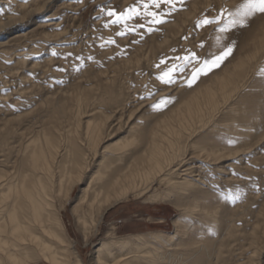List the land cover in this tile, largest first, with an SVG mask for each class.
<instances>
[{
  "label": "rangeland",
  "instance_id": "1",
  "mask_svg": "<svg viewBox=\"0 0 264 264\" xmlns=\"http://www.w3.org/2000/svg\"><path fill=\"white\" fill-rule=\"evenodd\" d=\"M242 2L186 0L185 8L175 12L161 31L149 33L147 26L128 31L146 23L143 17L127 21L125 28L108 24L112 18L102 11L115 8L119 12L137 0H0L4 9L0 15V172L24 171L25 148L37 135L43 146L46 134L62 146L60 159L68 158L72 143L71 150L84 153L88 167L81 182L69 198L57 197L69 246L83 264L96 263L97 243L111 235L150 238L154 233H175L174 219L182 212L176 201L161 204L131 197L113 207L100 226L91 225L86 243V231L75 213L77 201L98 170L105 146L135 133L133 129L147 130L150 139L187 101L209 86L218 88L223 75L243 79L240 93L212 123L197 127V133L187 135L183 142L187 177L200 184L196 191L187 190V202L194 195L203 196V208L218 210L219 229H211L210 218H201L200 212L189 216L187 235L170 252L183 253L187 241V258L197 254L192 255L197 245L208 247L197 257L201 264H264V76L259 75L264 68V47L253 60L264 37V15L228 33L237 42L233 55L191 87L180 79L172 85L158 79L173 63H182L175 57L189 50L202 58L217 53L214 26L199 28L195 23L202 15L214 16L221 6L233 9ZM120 31L127 34L117 35ZM110 39L115 43H109ZM191 71L192 66H186L185 79ZM164 97L172 98L166 107H151ZM108 115L109 134L95 150L89 147L84 130L88 122L103 121ZM202 148L227 149L233 154H224L219 163L212 164L205 154L195 151ZM110 151L105 158L119 157ZM165 189L155 184L150 192L158 196ZM108 253L104 252L107 261L111 259Z\"/></svg>",
  "mask_w": 264,
  "mask_h": 264
},
{
  "label": "bare ground",
  "instance_id": "2",
  "mask_svg": "<svg viewBox=\"0 0 264 264\" xmlns=\"http://www.w3.org/2000/svg\"><path fill=\"white\" fill-rule=\"evenodd\" d=\"M259 45L253 60L262 53L264 37ZM218 82V88L209 86L204 93L187 101L168 123L152 132L150 139L147 130L136 132L133 129L135 133L104 147L98 170L91 176L75 209L78 222L86 231V243L90 241L91 225L100 226L113 207L131 197L161 204L176 201L182 212L174 219L173 234L154 233L150 238L145 234L111 235L101 239L97 243L95 264H188L190 260V264H201L197 257L204 248L208 250L204 244L195 247L192 255L197 254L191 258L186 256L187 241L183 253L174 255L170 251L181 241L180 237L187 235L189 216L200 212L201 218H210L211 229H219L218 210L203 208V196L194 195L193 200L187 202V190L196 191L200 184L199 180L187 177L183 143L187 135L191 137L197 133V127L212 123L215 115L244 85L243 79L229 75L219 77ZM110 120L108 115L103 121L88 122L84 131L89 147L98 149L107 136ZM130 120L131 117L128 122ZM40 140L37 135L28 142L25 148L28 158H22L26 165L21 163L26 166L24 171L20 168L14 175L0 172V264H83L69 246L57 197L63 194L70 197L88 167L87 158L84 153L78 155L71 150L72 143L68 158L60 159L58 149L61 145L47 134L45 146ZM108 150L119 157L108 160L105 158ZM195 151L205 154V159L212 164L219 163L224 154H233L227 149ZM155 184L166 188L165 193L157 196L150 192ZM86 203L88 209H84ZM107 250L111 255L108 261L104 255ZM116 250L119 252L115 253Z\"/></svg>",
  "mask_w": 264,
  "mask_h": 264
},
{
  "label": "snow or ice",
  "instance_id": "3",
  "mask_svg": "<svg viewBox=\"0 0 264 264\" xmlns=\"http://www.w3.org/2000/svg\"><path fill=\"white\" fill-rule=\"evenodd\" d=\"M23 2L28 3L29 0H23ZM185 6L186 0H137L136 4L130 5L119 12L115 8L102 9V11H104L106 16L112 18L108 24H122L125 28H128L127 21L143 17L146 23H140L133 28H129L128 31H135L137 27L144 28L147 26V31L151 33L153 31H161V26L169 23L170 17L175 12L185 8ZM8 11H11V6ZM3 12L4 9L0 8V15ZM258 14L264 15V0H243L241 4L233 9L221 6L214 16L202 15L196 21L195 26L199 28L214 26L216 32L215 46L218 48V52L202 58L195 51L189 50L187 55L175 57L176 60H182V63H173L159 75L158 79L165 85L175 84L177 79H180L191 87L201 75H206L213 69L219 68L226 59L233 55L237 42L234 39H229L228 33L246 28L249 25V21ZM108 24H105V27ZM126 34L125 31L117 33L119 36ZM183 39L187 40L188 36H184ZM108 42L115 43V40L110 39ZM199 47H204L203 41H201ZM55 54V51H53V55ZM164 63L165 58H161L160 64ZM160 64H157L156 67L159 68ZM188 65L192 66V71L185 79L183 73ZM177 73L180 75L178 76ZM259 75L264 76V68L260 70ZM171 100V97L161 98L157 103L152 104L151 107L160 110L166 107ZM229 143H233V141H229Z\"/></svg>",
  "mask_w": 264,
  "mask_h": 264
}]
</instances>
